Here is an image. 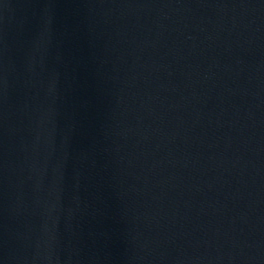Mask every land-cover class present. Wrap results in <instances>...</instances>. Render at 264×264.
I'll return each instance as SVG.
<instances>
[{
  "label": "water",
  "instance_id": "water-1",
  "mask_svg": "<svg viewBox=\"0 0 264 264\" xmlns=\"http://www.w3.org/2000/svg\"><path fill=\"white\" fill-rule=\"evenodd\" d=\"M0 264H264V0H0Z\"/></svg>",
  "mask_w": 264,
  "mask_h": 264
}]
</instances>
